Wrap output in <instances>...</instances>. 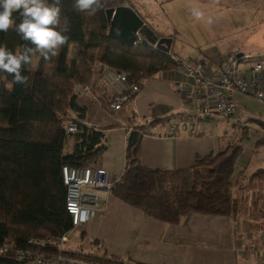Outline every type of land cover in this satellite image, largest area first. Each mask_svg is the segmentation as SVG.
<instances>
[{
	"label": "trees",
	"instance_id": "obj_1",
	"mask_svg": "<svg viewBox=\"0 0 264 264\" xmlns=\"http://www.w3.org/2000/svg\"><path fill=\"white\" fill-rule=\"evenodd\" d=\"M102 2L101 10L89 14L74 10L73 0H62L61 17L69 22V40L56 57L48 61L40 57L37 70L25 66L27 85L13 84L12 76L0 72V248L14 250L0 254V264H23L14 253L32 249L30 239L60 237L72 229L65 209L62 167L101 168L100 159L108 148L105 133L78 123L85 109L78 106L74 87L96 86L108 68L123 72L141 86L147 78L176 68L172 47L164 53L152 45L127 47L108 38L105 12L123 6L124 0ZM13 18L19 22L16 12ZM26 43L12 29L0 32V46L10 51ZM46 64L54 69L43 71ZM72 113H78V119ZM69 120L76 123V131L66 134L65 122ZM256 123L264 133V122ZM146 131L137 127L128 133L124 168L113 181L111 196L164 225H177L191 214L234 221L263 215L264 194L259 192L253 200L238 195L243 172L232 181L248 138L246 128L241 127L232 143L216 154L197 157L193 166L173 171L142 165L141 139ZM256 144L264 146V135ZM67 147L70 152L64 155ZM94 245L99 246L97 240ZM64 253L98 264H117L122 259L106 253Z\"/></svg>",
	"mask_w": 264,
	"mask_h": 264
},
{
	"label": "crops",
	"instance_id": "obj_2",
	"mask_svg": "<svg viewBox=\"0 0 264 264\" xmlns=\"http://www.w3.org/2000/svg\"><path fill=\"white\" fill-rule=\"evenodd\" d=\"M235 53L250 56L251 62L262 58V55L243 51ZM227 55L214 60L209 57L207 67L217 69ZM178 81L184 82L185 78L173 70L147 78L141 94L117 112L109 109L111 94L103 81L93 86L91 92L79 91L76 94L78 106L85 109L82 119L105 133L108 148L102 154L100 166L109 173L112 182L122 174L126 138L137 127L147 130L141 139V162L150 169L173 171L189 168L197 157L220 151L221 141L208 132L209 119L199 124L196 137L167 133L163 126L165 120L176 113H193L199 105L197 97L188 98L178 92ZM248 101L254 102L242 97L235 98V114L243 113L246 117L242 115L239 121L226 123V128L232 127L236 131L244 127L249 131L247 125H251L260 131L262 138L264 133L256 120H264L250 117ZM71 116L78 119L76 113ZM238 133H235V138ZM257 141L249 147L244 146L238 157L236 180L243 172L242 180L251 161L259 157V148L264 146L257 145ZM261 171L257 175H261ZM258 193H253L251 199H256ZM262 205L264 211V203ZM245 224L231 226L225 217L191 214L177 225H164L110 195L104 206L94 212L74 234L83 235L82 239H97L99 245L102 244L103 253L132 263L264 264V236L250 232ZM236 235L243 236L238 243ZM251 240L256 244L248 251L247 242Z\"/></svg>",
	"mask_w": 264,
	"mask_h": 264
},
{
	"label": "built area",
	"instance_id": "obj_3",
	"mask_svg": "<svg viewBox=\"0 0 264 264\" xmlns=\"http://www.w3.org/2000/svg\"><path fill=\"white\" fill-rule=\"evenodd\" d=\"M155 48V45H152ZM175 72L185 78L176 83L180 94L188 98L197 97L199 105L193 113H176L163 122L170 135L183 133L196 137L201 122L214 115L229 118L236 113L235 98L242 97L256 102L264 110V61L237 54H228L220 66L211 70L205 63L197 60H185L172 56ZM172 71V70H171ZM102 81L111 94L109 109L117 112L142 92V86L130 81L127 76L114 68H108L102 75ZM90 85H77L74 92H91ZM78 115V113H76ZM78 123L88 129H97L82 119ZM76 131V123L65 122L66 134ZM65 186V209L71 217L72 229L60 237H43L29 240L30 250L14 253L23 264H98L83 258L66 255L64 246L70 237L94 213L99 211L110 196L113 182L103 168L68 167L61 170ZM37 248V249H36ZM10 246L0 248V254L12 253ZM117 264H134L122 258Z\"/></svg>",
	"mask_w": 264,
	"mask_h": 264
},
{
	"label": "rangeland",
	"instance_id": "obj_4",
	"mask_svg": "<svg viewBox=\"0 0 264 264\" xmlns=\"http://www.w3.org/2000/svg\"><path fill=\"white\" fill-rule=\"evenodd\" d=\"M132 8L137 15L150 27L159 38H171L173 55L185 60H197L207 64V59L213 60L224 57L229 53L243 51L253 55H262L258 60L264 61V0H124V5ZM193 9H199L204 13V19L196 20L192 15ZM211 18V25L207 20ZM73 47L69 48L68 59H71ZM245 55V54H244ZM40 56L33 59L32 70L39 68ZM43 71L50 72L54 65L42 66ZM251 111L250 117L264 120V112L257 103L248 101ZM242 115L234 114L229 118L214 115L209 119L208 132L217 136L221 141L220 150L232 143L235 133L240 130L232 127L226 128V123L239 121ZM233 119V120H232ZM242 124L244 120L241 121ZM232 123V122H231ZM249 128L248 138L243 142L249 147L262 136L253 126ZM239 134V133H238ZM238 136V135H237ZM259 157H255L247 167L245 177L238 183L243 188L238 195L251 199L253 193L264 194V147L259 148ZM70 152L69 147L64 150V155ZM238 169L232 181H236ZM237 194V193H236ZM264 203V202H263ZM263 209V205H262ZM231 226H246L250 232H257L264 236V213L248 215L247 218L234 221L228 218ZM242 235H236L238 243ZM243 237V236H242ZM89 237L82 239L79 233L70 237V242L65 244V251H81L84 254H102L101 246H95ZM256 243L247 242L248 251ZM116 251V250H115Z\"/></svg>",
	"mask_w": 264,
	"mask_h": 264
},
{
	"label": "clouds",
	"instance_id": "obj_5",
	"mask_svg": "<svg viewBox=\"0 0 264 264\" xmlns=\"http://www.w3.org/2000/svg\"><path fill=\"white\" fill-rule=\"evenodd\" d=\"M73 9L95 14L103 7L102 0H73ZM62 0H0V32L12 29L26 44L15 51L0 46V72L12 76L13 84L27 85L29 76L23 74L25 66H33V56L39 54L45 61L56 57L67 44L70 31L67 18L61 17ZM16 12L17 23L13 18ZM196 20L204 19V13L193 9ZM211 18L207 20L212 24ZM30 45V46H29ZM46 75H50L46 74Z\"/></svg>",
	"mask_w": 264,
	"mask_h": 264
},
{
	"label": "water",
	"instance_id": "obj_6",
	"mask_svg": "<svg viewBox=\"0 0 264 264\" xmlns=\"http://www.w3.org/2000/svg\"><path fill=\"white\" fill-rule=\"evenodd\" d=\"M109 23L108 38L130 47L137 44L155 45V48L168 53L171 48V38H158L144 21L130 7L117 6L105 12ZM242 57L243 53H238Z\"/></svg>",
	"mask_w": 264,
	"mask_h": 264
},
{
	"label": "flooded vegetation",
	"instance_id": "obj_7",
	"mask_svg": "<svg viewBox=\"0 0 264 264\" xmlns=\"http://www.w3.org/2000/svg\"><path fill=\"white\" fill-rule=\"evenodd\" d=\"M159 38V37H158Z\"/></svg>",
	"mask_w": 264,
	"mask_h": 264
}]
</instances>
